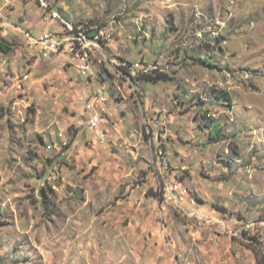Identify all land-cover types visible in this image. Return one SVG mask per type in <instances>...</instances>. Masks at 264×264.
Listing matches in <instances>:
<instances>
[{
	"label": "rangeland",
	"instance_id": "rangeland-1",
	"mask_svg": "<svg viewBox=\"0 0 264 264\" xmlns=\"http://www.w3.org/2000/svg\"><path fill=\"white\" fill-rule=\"evenodd\" d=\"M47 1L65 22L107 31V58L159 63L170 80L138 76L133 108L112 99L106 73L114 129L99 145L76 127L86 82L65 55L27 47V35L61 25L42 21L36 0H0V37L12 44L0 52V264H117L130 235L113 213H159L170 264H264V0ZM162 108L169 124L147 135L146 115ZM175 183L185 200L162 205L159 190ZM163 213H177L172 228Z\"/></svg>",
	"mask_w": 264,
	"mask_h": 264
},
{
	"label": "built area",
	"instance_id": "built-area-1",
	"mask_svg": "<svg viewBox=\"0 0 264 264\" xmlns=\"http://www.w3.org/2000/svg\"><path fill=\"white\" fill-rule=\"evenodd\" d=\"M9 5L10 0H3ZM41 9V19L44 22L61 25V32H45L39 38L27 35L29 40L28 48H39L38 55L42 59H49L52 56L65 55L70 67L77 70L82 79L86 82L83 91V110L85 115L77 122L76 127L92 134L93 141L104 145L107 134L102 131L104 105L108 96L111 95L108 82L105 80L108 75L115 80L116 90L121 92L128 89L131 95L137 99V77L163 73L159 63L135 62L129 63L118 58H107L105 55L106 43L110 40L107 31L99 29L88 23L72 24L65 22L57 11L51 8L47 0H36ZM1 26V23H0ZM105 68L104 72L97 70L96 66ZM108 75H107V74ZM138 100V99H137ZM139 103V100H138ZM167 109L162 108L156 112L158 118L151 120V124L157 123L166 126L168 117ZM161 118V119H160ZM146 134H150L149 125L146 126ZM154 129V128H153ZM160 157V152L157 153ZM161 204L173 203L179 205L185 200L187 190L180 183L168 184L159 190ZM163 233H166L163 228ZM171 264H180L176 259Z\"/></svg>",
	"mask_w": 264,
	"mask_h": 264
},
{
	"label": "crops",
	"instance_id": "crops-1",
	"mask_svg": "<svg viewBox=\"0 0 264 264\" xmlns=\"http://www.w3.org/2000/svg\"><path fill=\"white\" fill-rule=\"evenodd\" d=\"M135 87L136 89L138 88L137 90H139L138 83L135 85ZM119 95H121V98H119V100L117 97H112V99L114 101L116 100L115 102H127L131 107L134 106V95H131L128 89H123L121 92H119ZM147 104L148 103L146 102L144 105L146 107V111L155 110L151 105ZM156 112H158V110L154 112L155 114L148 113V115H146V118H148L149 120L148 124L152 129L154 128V124H151V120H156L158 118ZM102 115L104 121L102 122L101 127L103 130L106 129L104 132L107 134V138L112 141L111 136H109V131L106 127L110 126L111 129H114V122L109 119V115L107 114V112L104 111V114ZM142 116L143 115H140L141 118L137 119L135 114V117L133 118V125L135 126L137 133L136 137H140L141 135L138 128L140 127V124H142V118L144 120V117ZM149 116H151V118ZM118 140L121 139L118 138L116 141ZM165 155L168 156L167 153H165ZM160 158L169 160L168 158L157 156L156 167L158 170L162 169L159 160ZM119 196L124 197V199H129L135 197V194L133 192L129 193L128 190H125L123 193H119ZM119 196H116V198H118ZM185 214L188 216V213ZM113 217L115 222L114 228L116 229V232H118V228H124V232H128L130 235V238L127 240L128 243L121 246L124 251V255L122 254L119 259L115 257L113 259L114 262H117V264H170V262L174 259L173 247L172 250L167 251L159 245V238L162 235V222L159 221V219L161 218V216H159V213H113ZM176 217L177 213H163V222L165 223L166 220L170 221V227L172 228L173 224H171V222L175 223ZM158 225L160 226V233L158 232ZM165 231L167 232L166 227ZM167 233H169V235H173V230L171 231L170 229ZM134 234L139 235L138 240L135 239V242L133 239Z\"/></svg>",
	"mask_w": 264,
	"mask_h": 264
},
{
	"label": "trees",
	"instance_id": "trees-1",
	"mask_svg": "<svg viewBox=\"0 0 264 264\" xmlns=\"http://www.w3.org/2000/svg\"><path fill=\"white\" fill-rule=\"evenodd\" d=\"M11 46H12L11 43H8L3 37H0V52L2 54L5 55L9 54L10 51L12 50ZM201 64H205L208 67L214 66L211 63H208L207 59H204V61H202ZM142 80H145L147 82L157 83L159 81H166L170 79L164 73H154L153 76L152 75L142 76ZM217 98L230 102V98L228 94L225 92H220L217 95ZM203 118H205L204 115ZM211 122L212 120L207 119L206 122L202 125V130H207L208 141L215 142L216 144V142H219L221 140L218 129L219 127H216V125L215 126L211 125Z\"/></svg>",
	"mask_w": 264,
	"mask_h": 264
},
{
	"label": "clouds",
	"instance_id": "clouds-1",
	"mask_svg": "<svg viewBox=\"0 0 264 264\" xmlns=\"http://www.w3.org/2000/svg\"><path fill=\"white\" fill-rule=\"evenodd\" d=\"M123 60H125V59H123Z\"/></svg>",
	"mask_w": 264,
	"mask_h": 264
}]
</instances>
